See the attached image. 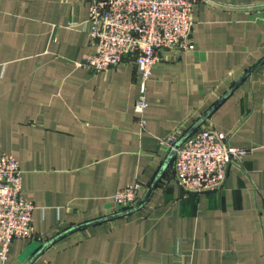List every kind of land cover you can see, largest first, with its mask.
<instances>
[{"label": "crops", "instance_id": "obj_1", "mask_svg": "<svg viewBox=\"0 0 264 264\" xmlns=\"http://www.w3.org/2000/svg\"><path fill=\"white\" fill-rule=\"evenodd\" d=\"M89 13V0H0V155L20 162L38 233L13 240L10 262L264 264V0L197 1L195 47L153 66L144 127L133 61L81 65ZM208 126L249 152L221 190L188 193L165 141ZM138 182L139 207L120 214L113 195Z\"/></svg>", "mask_w": 264, "mask_h": 264}, {"label": "built area", "instance_id": "obj_2", "mask_svg": "<svg viewBox=\"0 0 264 264\" xmlns=\"http://www.w3.org/2000/svg\"><path fill=\"white\" fill-rule=\"evenodd\" d=\"M86 24L89 43L94 51L81 65L92 72L107 71L126 61H133L142 75V94L135 105L139 122L145 126L148 107L146 83L153 66L166 50L186 53L195 47L192 33L198 0H89ZM181 133V132H180ZM179 134L165 141L176 149L174 175L188 193L221 190L229 167L238 165L249 150L230 144V135L208 126L189 135L175 148ZM140 183L118 189L113 201L120 209L136 207L141 202ZM35 204L23 194V170L11 154L0 155V264L10 262L14 239L38 237L33 222Z\"/></svg>", "mask_w": 264, "mask_h": 264}, {"label": "water", "instance_id": "obj_3", "mask_svg": "<svg viewBox=\"0 0 264 264\" xmlns=\"http://www.w3.org/2000/svg\"><path fill=\"white\" fill-rule=\"evenodd\" d=\"M260 7V5H244V6H242V8L243 9H245V10H253V9H256V8H259ZM262 7V6H261ZM192 134V133H191ZM191 134H188V135H186V137L183 139V140H180L177 144H176V146H175V148H179L180 147V145L182 144V142L189 136V135H191ZM175 155H176V149H172V152H171V156L172 157H175ZM139 206L137 205L136 207H134V208H130L129 210H126V211H122L120 214H125V213H128V212H132V211H134L135 209H137ZM119 214V215H120ZM102 221V219H100V220H96V221H93V222H89V223H98V222H101ZM80 227H82V225L80 226Z\"/></svg>", "mask_w": 264, "mask_h": 264}, {"label": "rangeland", "instance_id": "obj_4", "mask_svg": "<svg viewBox=\"0 0 264 264\" xmlns=\"http://www.w3.org/2000/svg\"><path fill=\"white\" fill-rule=\"evenodd\" d=\"M139 183V182H138Z\"/></svg>", "mask_w": 264, "mask_h": 264}]
</instances>
